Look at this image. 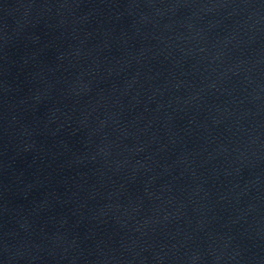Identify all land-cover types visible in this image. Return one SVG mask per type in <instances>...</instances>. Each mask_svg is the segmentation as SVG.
Masks as SVG:
<instances>
[{
  "label": "water",
  "instance_id": "water-1",
  "mask_svg": "<svg viewBox=\"0 0 264 264\" xmlns=\"http://www.w3.org/2000/svg\"><path fill=\"white\" fill-rule=\"evenodd\" d=\"M0 264H264L164 0H0Z\"/></svg>",
  "mask_w": 264,
  "mask_h": 264
}]
</instances>
